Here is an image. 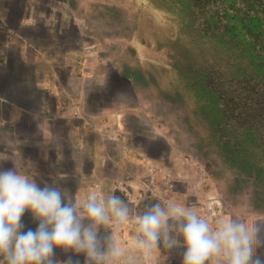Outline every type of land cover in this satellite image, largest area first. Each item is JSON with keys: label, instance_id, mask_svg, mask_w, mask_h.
Wrapping results in <instances>:
<instances>
[{"label": "rangeland", "instance_id": "rangeland-1", "mask_svg": "<svg viewBox=\"0 0 264 264\" xmlns=\"http://www.w3.org/2000/svg\"><path fill=\"white\" fill-rule=\"evenodd\" d=\"M29 2L0 0V16L4 14L6 20L7 15L51 18L45 27L47 32L39 30V26L29 28L33 29L29 35L10 39L15 49L0 53L1 61H5L0 73L13 86L11 97L33 90V80L40 72L38 64L37 68L30 65V59L46 62L56 57L57 63L68 55L73 74L89 77L88 83L99 87L91 92L90 110L126 113L125 129H121L128 138L125 143L137 145L139 153L144 150L146 154L150 148L160 153V158L176 154L182 162L192 164L193 170L187 171L192 174L190 180L182 181L179 175L176 183H169L175 198L171 200L183 197L180 203L193 204L188 185H202L209 195H203V211L213 227L219 219L232 214L248 221L258 218L264 237V0ZM13 29L19 36L23 34L24 29ZM68 71H61V76L67 78ZM42 96L45 94L37 93L31 112H39L36 106L40 101L44 113H61L71 106L61 97H57L61 101H55ZM72 105L81 113L76 108L81 105L78 100H73ZM8 106L9 103L0 104V170L14 169L22 158L28 160L34 151L26 152L22 139L28 145L32 140L39 141L40 136L21 128L8 131L1 124V116H13ZM53 120L50 138L44 142L54 143V159L49 158L46 165L34 166L30 162L27 167L19 166V170L36 175L41 188L56 186L65 197H73L70 190L80 188L76 163L70 158H57L70 155L74 149L64 140L70 125L59 118ZM141 158L147 162L137 167L138 174L130 172L126 179L122 175L114 186L115 195L131 200L138 215L152 204L160 202L163 206L167 201L166 188L152 180V169L159 167L153 159ZM137 176L138 183L131 184L130 178ZM22 223L25 232L39 225L30 210L25 212ZM135 225L130 220L123 227L122 244L125 238L124 248L136 264H146L127 235V228L136 229ZM105 233L109 230L100 231L101 235ZM178 251L181 252L174 250L172 264H182ZM63 254L84 264V253L75 256L71 250L61 251L59 257ZM160 254L159 247L151 255L152 264H161L163 256L157 257Z\"/></svg>", "mask_w": 264, "mask_h": 264}, {"label": "clouds", "instance_id": "clouds-1", "mask_svg": "<svg viewBox=\"0 0 264 264\" xmlns=\"http://www.w3.org/2000/svg\"><path fill=\"white\" fill-rule=\"evenodd\" d=\"M29 210L39 225L25 232L22 217ZM130 220L137 226L135 247L146 259L162 243L165 249H186L182 264H264L256 254L264 248L256 221L232 216L213 227L195 208L173 200L134 215L114 193L100 197L90 191L82 202L78 195L65 197L59 187L41 188L17 162L14 169L0 170V264H80L71 256L56 260L55 248L84 253V264H119L121 259L136 264L118 239ZM101 227L110 233L101 235Z\"/></svg>", "mask_w": 264, "mask_h": 264}, {"label": "crops", "instance_id": "crops-1", "mask_svg": "<svg viewBox=\"0 0 264 264\" xmlns=\"http://www.w3.org/2000/svg\"><path fill=\"white\" fill-rule=\"evenodd\" d=\"M27 1H30L29 3H31L34 0H24V3ZM16 5L18 6L19 3L16 2ZM47 17L48 16L45 15L43 17V15L34 14L28 16L22 15L15 18L13 16L7 15L6 20V17L4 16V14H2L0 16V35L2 41L0 42V53L5 54L6 49L13 48L14 46L12 47L11 45L13 44L12 41L14 39H19L22 37V35H29L28 33L33 30L29 28H36V26H39V30H44L47 32V30H45L47 29L45 28L47 26V21H51V18ZM71 22H73V20H71ZM14 27H18V29H24L23 34H21L20 36L17 35V33L14 32ZM10 39H12V41H10ZM18 47L22 46L18 45ZM18 51L20 52V49H18ZM2 58L3 57L0 54V67H2V69L0 68V71H4L5 68V61L2 62ZM54 58L55 59L53 61L49 60L46 62L41 60V58H33L32 60L30 59V65L34 66V68H37L36 65L38 64V70L40 72L39 76H36V78H34L33 80V85L31 86L33 90L30 88L31 93L28 89V94L31 95L33 99H30V97L27 93L24 92V90L22 94H13L14 98L11 97L13 86L10 85L6 78L2 76L3 74L0 73V104L9 103L10 106L8 107L10 109V113H13L12 117H10L8 114L1 116L3 121L1 124L5 125V127L8 128V131L14 130L15 128H21L25 133L33 131V133H35L36 135L37 133L38 135H40L39 141L35 142L34 140H32V144L29 143L28 145L25 142V138L22 139L23 143L25 144L24 150L27 152L32 149L34 152H32L33 155H31V157L33 158L29 156L28 160H24L23 158L22 160H17L21 162L19 166L27 167V164L30 162L31 165L34 166L42 164L46 165L49 158L50 160L54 159L55 156L53 157V154L57 153L55 152L54 143H51L52 141H50L49 144H47L44 141L45 139L50 138L49 134L52 132V123L53 121H55L53 119L59 118L61 120H65L66 125H68V123L70 125V129H66V139L64 140H66V142L69 141L70 144L73 145L74 149L70 153V155H60V157L57 158L60 161L70 158L74 163H76L74 165L77 168V171H75V173L80 174V188H77V190H70V193H73V197L78 195V198L83 202L90 191L96 192V194L100 197L112 193L115 194V182L122 175H124V179H126L127 175H129L130 172H135L136 174H138L137 167L145 165L147 162V160L141 158V156H146L148 157V159H153L152 161L155 166L159 167V169L157 168V170L152 169V174L154 175L152 180L157 182L158 185L166 188L165 190L164 188L162 190L167 192V194L165 195L167 201L171 200V198L175 199L170 191L169 183L174 181L176 183V177H181L180 180L182 181H185L186 179L190 180L189 176H191L192 174L190 172L188 174L187 171L193 170L192 164L187 165L186 162H182V159H180L176 154H173V156L171 154V157L167 159H163V156L162 158H160V153H153L150 148H147L149 149L147 150L149 154L147 152H145L146 154H144V150H141V153H139V148L137 145H128V143H125V140H127L128 138L125 134L123 136L121 129L122 126L125 129L123 117L126 113L92 112L89 107L91 92L94 89L99 90V87H94V83L89 84L88 82L89 80H91L89 77H76V75L73 74L71 65L68 62L70 60V57L68 55L63 59L57 60V63H55L56 57ZM37 61L38 63H36ZM21 63L24 67H26L24 65V59H21ZM66 68L70 69V72L68 71L67 78H63L61 76V71H64ZM58 80L60 81V84ZM97 86L100 85H98L97 83ZM37 93H44L45 96L42 97L47 100L52 99L56 101L58 100L57 97H61V99H64V101H69L68 103H70L71 106H68L66 109L61 111V113H44L41 107L42 101H40L39 105L36 106V110H39V112L33 113L30 110V106H32L33 103L35 104V101H37ZM24 96L26 97V100L23 99ZM61 99L58 101H61ZM73 100H78L81 104L76 107L79 111H81V113L76 112L74 108L72 109ZM12 101H15L16 104L10 103ZM61 106L62 105L58 104V108H61ZM105 114H107L106 117ZM186 167H188V170ZM25 175L29 176V178H33L40 186L38 177L36 175H32L31 173L27 172L25 173ZM129 181L131 184L133 182L138 183V176L136 178H130ZM194 186L195 185L193 184L188 185V188L190 190L189 194L190 196H192V198H194V202L193 204L184 202V206L195 208L198 213L201 216H204L203 218H205V213L202 206V201L203 199H205L203 198V195H206V197L209 195L207 192L205 193L203 188H201L202 185L201 187L199 185L196 188H194ZM127 194H130V192H128ZM124 196L127 197V195L125 194ZM130 196L131 195H129V197ZM177 199L178 201H181L180 199H183V197L180 199L177 197ZM125 201L129 203L130 208L133 210V214L138 215L135 211V208L130 203L131 200L127 201L125 199ZM232 216L234 215L232 214ZM257 220L258 218H255L254 221H247L249 223L256 221V224L258 225L259 221ZM85 221L87 222V220ZM103 229L107 228L101 227L99 231H102ZM108 230L110 233L111 230ZM127 230L130 244H136V229L130 230L127 228ZM109 233H105L104 235ZM120 234L121 231L118 233L120 244L125 250V254L130 255V253H128L130 251H126V249L124 248L126 245L125 238L124 243L122 244L123 238L120 236ZM260 235L262 234L260 233ZM181 243H183V240H181ZM159 247L162 254L157 255V257L163 256L160 259L161 264H169L171 256L170 253H172L176 248L171 249V252H169L164 247ZM178 249L181 250V252H178L182 256L183 251H185L186 249L183 247H179ZM61 251L67 253V251L62 248L54 249V258L56 260L63 261L69 257L67 254H63L62 256L60 255L59 257ZM256 254L259 255L261 259H264V250L259 251L258 248L256 250ZM75 256H77V254ZM83 258L85 260V254L83 255ZM149 259L151 260L148 261ZM141 260L146 261V264H152L154 258L150 256L146 259L143 256ZM121 262H123V259H121L119 264H121Z\"/></svg>", "mask_w": 264, "mask_h": 264}, {"label": "flooded vegetation", "instance_id": "flooded-vegetation-1", "mask_svg": "<svg viewBox=\"0 0 264 264\" xmlns=\"http://www.w3.org/2000/svg\"><path fill=\"white\" fill-rule=\"evenodd\" d=\"M169 251V249H167ZM170 252V251H169ZM170 262L169 264H172L173 263V259H174V256H175V252L173 251L172 253H170Z\"/></svg>", "mask_w": 264, "mask_h": 264}]
</instances>
